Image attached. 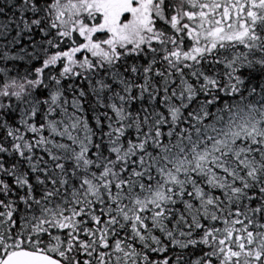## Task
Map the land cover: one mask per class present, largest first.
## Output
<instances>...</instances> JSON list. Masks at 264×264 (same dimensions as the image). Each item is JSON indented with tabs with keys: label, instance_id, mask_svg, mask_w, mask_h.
Wrapping results in <instances>:
<instances>
[{
	"label": "snow or ice",
	"instance_id": "6c2138e0",
	"mask_svg": "<svg viewBox=\"0 0 264 264\" xmlns=\"http://www.w3.org/2000/svg\"><path fill=\"white\" fill-rule=\"evenodd\" d=\"M0 264H264V0H0Z\"/></svg>",
	"mask_w": 264,
	"mask_h": 264
}]
</instances>
